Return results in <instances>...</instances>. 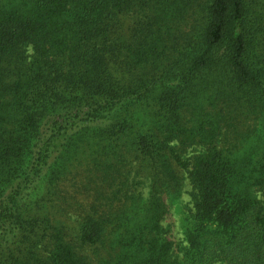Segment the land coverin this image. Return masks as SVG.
Instances as JSON below:
<instances>
[{"label":"trees","instance_id":"1","mask_svg":"<svg viewBox=\"0 0 264 264\" xmlns=\"http://www.w3.org/2000/svg\"><path fill=\"white\" fill-rule=\"evenodd\" d=\"M262 189L264 0H0V264H264Z\"/></svg>","mask_w":264,"mask_h":264},{"label":"rangeland","instance_id":"2","mask_svg":"<svg viewBox=\"0 0 264 264\" xmlns=\"http://www.w3.org/2000/svg\"><path fill=\"white\" fill-rule=\"evenodd\" d=\"M196 150H198V148L188 149L185 155L189 157L194 152H196ZM175 168H176L177 173H179V175H181L183 178V183H182V187L180 190V196L177 200H174V201L171 200L173 202H169L167 212L162 220V223L165 226V228L168 230L169 238L174 242L175 248H177L178 245L182 247L185 244V238H184L185 224H187L188 217H189L188 214H189L190 208L192 207V204L190 201L191 185L187 178V173L184 169L180 168L178 165H176ZM256 195L260 199L264 207V189L257 190ZM35 198H38V194L35 195ZM78 199H81V197L78 196ZM75 204H77V201L73 200V205ZM75 208H77V205ZM73 214L74 212L71 211V213L68 216L66 217L62 216L65 222L70 226L73 224L72 222ZM176 254L180 256V254L178 253Z\"/></svg>","mask_w":264,"mask_h":264}]
</instances>
